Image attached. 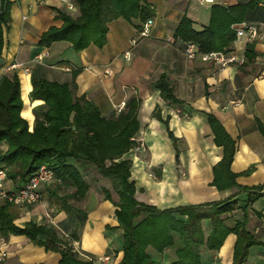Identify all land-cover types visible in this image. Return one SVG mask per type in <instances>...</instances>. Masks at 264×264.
Returning <instances> with one entry per match:
<instances>
[{
  "label": "crops",
  "instance_id": "1",
  "mask_svg": "<svg viewBox=\"0 0 264 264\" xmlns=\"http://www.w3.org/2000/svg\"><path fill=\"white\" fill-rule=\"evenodd\" d=\"M8 1L9 24L3 32L0 82L4 77L17 76L22 100L20 115L29 131L34 125V107L43 104L30 96L33 75L68 84L74 99L92 101L107 119L117 116L114 110L118 104H127L123 109L126 112L134 100L139 128L133 139H141L145 151L135 153L130 149L122 158L132 163L130 179L135 184L134 197L138 202L162 210L223 201L235 194L243 200L246 193H239L238 188L217 190L211 184L212 167L223 154L213 140L208 122L211 114L235 142L231 171L237 175V185L264 184V137L258 129V123L264 125V0H254L255 6L244 20L259 31L253 40L255 59L224 68L198 57L187 59L182 52L184 44L174 37L177 23L186 15L199 29L208 24L209 8L213 4L233 7L252 0H214L210 4L201 0H146L153 12L147 37L138 36L137 20L118 18L107 26L102 47L89 45L81 51L73 50L65 41L52 42L49 46L38 44L44 31L62 24L57 14L68 13L60 0ZM131 39L136 40L134 45ZM247 43L246 34H242L229 46V51L242 54ZM127 50L129 59L123 56ZM13 63L19 65L11 68ZM162 75L182 102L179 108L166 102L154 86ZM155 111L159 118L153 115ZM168 130L176 139V147L168 137ZM6 148V144L0 145V150ZM75 164L89 187L82 199L66 200L72 212H66L61 205H50L46 198L50 185L43 183L40 202L17 206L18 217L14 222L22 225L32 220L37 224H53L80 259L118 264L123 255V230L117 223V206L105 199L102 189H107L114 201L117 195L93 166ZM10 183L5 181L7 189H13ZM73 191V187L61 188L57 195ZM248 213V228L262 243L249 249L244 264H264V198L255 201ZM239 216L236 212L235 217ZM203 227L207 235L206 222ZM71 234L76 238H71ZM235 239L234 234H229L218 251L202 248L204 262L230 264ZM148 251L157 264H170L175 259L173 249L167 248L160 254L151 248ZM0 252L6 253L0 264H58L59 260L58 253L45 251L20 235H0Z\"/></svg>",
  "mask_w": 264,
  "mask_h": 264
},
{
  "label": "trees",
  "instance_id": "2",
  "mask_svg": "<svg viewBox=\"0 0 264 264\" xmlns=\"http://www.w3.org/2000/svg\"><path fill=\"white\" fill-rule=\"evenodd\" d=\"M75 1L77 13L59 12L57 18L62 24L44 31L38 43L40 46L65 41L75 51L89 45L100 48L106 42L107 26L111 21L118 18L137 20L141 29L153 15L146 0ZM8 2L0 0V56L3 32L9 24ZM254 6V0L233 7L213 4L209 8L208 24L199 29L194 27L195 22L191 18L183 15L177 23L174 37L184 45L189 42L195 44L202 53L227 52L236 39L233 24L244 21ZM244 57V64L255 59L253 42L246 44ZM31 84V98L41 100L43 104L34 107V125L29 131L26 120L20 115L22 100L17 76L4 77L0 82V145L4 143L7 146L4 151L0 150V168L5 170L6 180L13 188L7 190L18 189L33 171L44 164L54 174L53 179L46 183L52 186L48 188L47 200L50 205H61L70 213L73 209L66 204V200L82 199L89 187L75 162L90 164L109 181L117 195L114 201L110 192L102 189L105 199L117 206L116 219L123 230V255L118 264H157L149 248L159 254L167 248L173 249L175 259L170 264H206L201 249L218 251L229 234L236 236L230 264H244L249 249L262 243L248 228V209L255 201L264 198V184L253 187L237 185V175L231 171L235 142L215 116L209 114L208 122L213 140L222 148L223 154L212 167L211 184L217 190L238 188V192H245L246 197L240 200L235 194L223 201L160 210L135 199V184L130 179L132 163L122 158L134 146L133 137L139 128L134 100L129 103L126 112L107 119L92 101L74 99L68 84L37 79L34 75ZM154 86L166 102L177 108L181 106L182 102L175 97L165 76H160ZM153 115L159 118L158 111ZM258 129L264 137V125L258 123ZM168 135L176 147V139L169 130ZM177 153L176 150V159ZM66 187L74 188L72 194L57 195L58 189ZM17 206L0 197L1 236H24L45 251L58 253V264H96L80 259L53 224H37L29 220L16 225ZM236 212L240 214L238 218L235 217ZM204 222L208 226L207 235L204 234ZM71 238H76V235L71 234Z\"/></svg>",
  "mask_w": 264,
  "mask_h": 264
},
{
  "label": "built area",
  "instance_id": "3",
  "mask_svg": "<svg viewBox=\"0 0 264 264\" xmlns=\"http://www.w3.org/2000/svg\"><path fill=\"white\" fill-rule=\"evenodd\" d=\"M63 4L65 10L70 14H76L78 11V5L75 0H60ZM202 3L210 4L214 0H201ZM153 23L151 18H148L142 25L141 29L138 32L140 38H145L149 34V29ZM233 30L235 31V36L238 38L242 34H246L247 42L251 43L253 40L259 36V31L255 25L249 24L248 22L242 21L237 24H233ZM131 45L136 43L135 39H131ZM183 54L187 59H194L198 57L203 62H212L214 65H217L219 68L227 67L230 64L243 65L245 63L244 52L242 54H237L234 51L222 52H199L197 46L193 43H186L183 47ZM46 54V53H45ZM44 54V55H45ZM130 52L129 50L123 53L125 59H129ZM40 55L37 56V58ZM19 64H11V68L17 67ZM106 73H110L109 70H106ZM125 103L121 102L115 108V113L119 114L123 111ZM135 144L132 147V150L135 153L145 151V144L141 139H134ZM54 177L53 171L46 165H40L35 171L31 173L28 180L23 183L18 189L14 191H9L5 188L6 174L5 170L0 168V197L6 199L9 202H13L16 205L23 204H35L40 202L41 193L40 186L43 183L51 181ZM264 192V190H262ZM6 253L0 252V260L5 257Z\"/></svg>",
  "mask_w": 264,
  "mask_h": 264
},
{
  "label": "water",
  "instance_id": "4",
  "mask_svg": "<svg viewBox=\"0 0 264 264\" xmlns=\"http://www.w3.org/2000/svg\"><path fill=\"white\" fill-rule=\"evenodd\" d=\"M1 62H2V58L0 57V64H1Z\"/></svg>",
  "mask_w": 264,
  "mask_h": 264
},
{
  "label": "rangeland",
  "instance_id": "5",
  "mask_svg": "<svg viewBox=\"0 0 264 264\" xmlns=\"http://www.w3.org/2000/svg\"><path fill=\"white\" fill-rule=\"evenodd\" d=\"M5 188H8V186L7 185H5ZM27 205V204H26Z\"/></svg>",
  "mask_w": 264,
  "mask_h": 264
}]
</instances>
